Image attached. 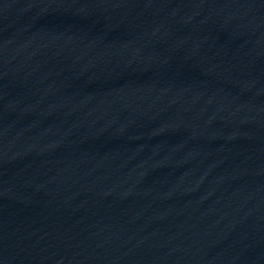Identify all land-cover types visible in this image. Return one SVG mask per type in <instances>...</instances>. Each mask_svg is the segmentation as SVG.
I'll return each mask as SVG.
<instances>
[{
  "label": "water",
  "instance_id": "1",
  "mask_svg": "<svg viewBox=\"0 0 264 264\" xmlns=\"http://www.w3.org/2000/svg\"><path fill=\"white\" fill-rule=\"evenodd\" d=\"M0 264H264V0H0Z\"/></svg>",
  "mask_w": 264,
  "mask_h": 264
}]
</instances>
